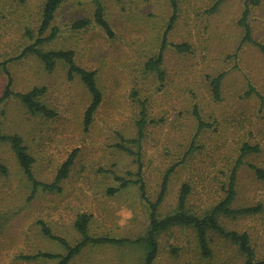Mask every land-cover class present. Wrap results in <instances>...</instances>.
I'll list each match as a JSON object with an SVG mask.
<instances>
[{
  "label": "rangeland",
  "instance_id": "rangeland-1",
  "mask_svg": "<svg viewBox=\"0 0 264 264\" xmlns=\"http://www.w3.org/2000/svg\"><path fill=\"white\" fill-rule=\"evenodd\" d=\"M43 1L0 0V63L6 62L14 92L44 88L38 99L55 115L32 113L10 96L0 104L1 130L22 137L34 158L33 174L42 182H51L69 154H76L60 190L38 188L32 195L10 144L0 142V162L7 167L0 173V264H54L55 259L24 258L38 251L65 252L45 237L40 221L71 244L80 239L73 223L81 213L90 215V235L142 236L149 210L138 185L107 192L118 186L117 176L135 179L132 173L139 163L151 200L168 168L176 164L158 208L161 216L175 210L182 183L190 188L187 207L205 213L224 197L244 143L258 150L241 157L231 207L258 210L222 215L219 222L227 230L246 232L255 260L263 259L264 177L256 170L264 171V54L257 45L264 46V0L249 4L247 21L255 42L241 45L244 30L238 20L245 0H223L214 10L216 0H177L176 19L166 35L163 78L146 70L144 63L159 48L171 14L169 0H100L112 36L94 21V0H63L52 22L57 36L41 48L71 49L78 66L95 71L102 101L87 129L83 113L89 92L78 76L67 77L61 60L51 70L31 54L9 60L36 37ZM83 18L90 19L87 26L72 27ZM177 43L190 48L178 51L173 46ZM220 72L224 76L215 98L210 79ZM6 82L0 67V96ZM194 107L206 123L199 131ZM142 108L147 123L137 144L132 140ZM208 237L212 253L202 257L193 228L164 230L157 236L153 264H245L235 245L214 232ZM144 254L136 245L87 246L68 264H143Z\"/></svg>",
  "mask_w": 264,
  "mask_h": 264
},
{
  "label": "trees",
  "instance_id": "trees-1",
  "mask_svg": "<svg viewBox=\"0 0 264 264\" xmlns=\"http://www.w3.org/2000/svg\"><path fill=\"white\" fill-rule=\"evenodd\" d=\"M18 2H23L24 0H16ZM63 0H44L41 6L39 24L37 26V34L33 42L26 45L21 53L15 58H10L9 60H14L20 58L24 55L31 54L34 55L43 65L46 70H51L55 66L56 62L61 60L67 67V77L72 78L73 76H78L87 91L90 95V101L83 113V127L87 129L90 127L93 121V115L98 108L99 104L102 101V92L98 86L95 71L88 70L86 68L80 67L75 63L74 52L71 49H49L44 50L41 48V45L46 42L53 40L58 33L56 26L52 25L55 11L58 6L62 3ZM96 7L93 13L94 21L106 32L107 35L112 36L113 32L105 19L103 14V7L100 0H94ZM223 0H216L212 9H216L217 6ZM258 0H245V9L240 16L238 23L243 27L244 35L240 40V45L245 42H255L251 38V30L247 21L248 16V6L249 4H257ZM169 5L171 7V14L168 18L167 25L163 34L161 36L159 48L156 54L148 58L144 67L148 71H154L157 73L159 78H163L164 73L161 68L164 56V48L168 45L166 40L167 32L171 29L177 12V0H169ZM90 22V19H78L72 23L73 28H82L87 26ZM48 30V34L45 35V32ZM30 37L33 36L32 32L27 33ZM257 45L260 47L261 51L264 54V46L261 44ZM178 51H187L189 50V44L187 43H177L173 45ZM5 61L0 63V67L4 69L7 74V82L4 86L3 92L0 96V104L9 98L10 96L18 97L25 107L32 113H38L45 117H53L55 112L50 109L48 106L43 104L39 99V95L44 91V88L33 87L26 92H14L11 88V77L9 72L5 67ZM224 76V72H220L217 75L213 76L210 79L211 91L215 98H219L220 95V85L221 80ZM250 90H253L252 87ZM194 115L197 120V131L206 126V123L203 121L196 107L193 109ZM2 111L0 109V118ZM146 117L144 113V108L141 109V116L137 120V137L132 141L140 142L144 136V127L146 125ZM7 141L13 153L15 154L16 160L27 178L31 183V194L33 195L36 189L41 188L48 191L60 190V183L68 176L70 167L75 158L76 151H72L69 156L64 160V162L59 166L56 171V174L51 182H42L39 181L33 174L32 165L34 163L33 156L28 152L26 145L24 144L22 137L16 133L14 134H5L1 130V120H0V142ZM116 147L120 149H126L130 153H134L130 149L126 148L124 145L117 143ZM257 146H251L247 143H244L240 148L239 157L237 158L235 165L231 169L229 180L225 187V195L219 200L217 204L212 206L208 211L202 214H198L192 211L187 207L188 197L190 195V188L188 184L182 183L179 194L177 197V204L175 210L170 213H167L163 216L159 214L158 208L163 200L164 192L167 188V181L170 173L175 168L176 164L168 168L164 174L160 191L155 200H151L146 191V186L143 180L141 173L140 163L135 173H132L136 176L135 179L130 177H120L117 176L116 179L119 180L117 187H112L108 189L109 194H113L117 189L126 187L132 183L138 185V190L141 198L146 203L149 210L148 218V227L145 233L142 236L135 238H115L110 236H93L88 232V223L90 220V215L87 213L78 214L74 220V228L78 232L80 239L71 244L65 238L54 235L49 227L46 226L43 222L41 224V232L45 237L57 241L65 250L63 254H55L49 252L38 251L32 255H25L24 258L27 259H55L54 264H68L71 259L77 255L82 248L87 246H102V245H136L141 246L145 249L143 264H153L154 260L158 254V241L157 236L164 230H167L174 226H183L187 228H193L195 233V241L199 249V253L202 257L211 256V247L209 243V232H214L225 240L229 241L232 245L237 247V250L245 258V264H264V258L256 261L254 258V252L250 245L249 235L246 232H238L236 230H227L219 222V217L224 216H236L239 214H250L258 210L257 207H241L234 209L231 207V203L235 198V170L240 163L241 157L245 154L253 151H257ZM137 161H139V153L136 152ZM257 174L260 177H264V171L257 169ZM7 172V167L0 162V173L5 174Z\"/></svg>",
  "mask_w": 264,
  "mask_h": 264
}]
</instances>
